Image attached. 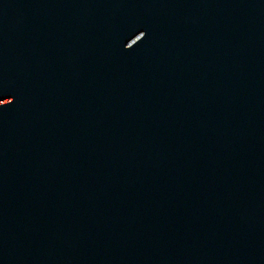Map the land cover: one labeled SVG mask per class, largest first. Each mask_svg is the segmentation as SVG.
I'll use <instances>...</instances> for the list:
<instances>
[{
    "label": "water",
    "instance_id": "95a60500",
    "mask_svg": "<svg viewBox=\"0 0 264 264\" xmlns=\"http://www.w3.org/2000/svg\"><path fill=\"white\" fill-rule=\"evenodd\" d=\"M0 264H264V0H0Z\"/></svg>",
    "mask_w": 264,
    "mask_h": 264
}]
</instances>
